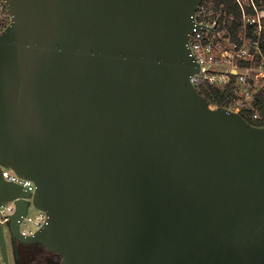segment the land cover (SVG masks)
Listing matches in <instances>:
<instances>
[{"label": "water", "instance_id": "water-1", "mask_svg": "<svg viewBox=\"0 0 264 264\" xmlns=\"http://www.w3.org/2000/svg\"><path fill=\"white\" fill-rule=\"evenodd\" d=\"M199 0H6L0 164L62 264H264V125L191 82ZM4 264L7 238L0 227Z\"/></svg>", "mask_w": 264, "mask_h": 264}, {"label": "built area", "instance_id": "built-area-1", "mask_svg": "<svg viewBox=\"0 0 264 264\" xmlns=\"http://www.w3.org/2000/svg\"><path fill=\"white\" fill-rule=\"evenodd\" d=\"M233 1L241 20L237 34L230 26L235 17L226 2L199 0L196 5L195 27L190 33L189 44L199 70L191 75V82L198 90L206 85L217 87L225 94L223 106L240 113L241 110L251 111L254 119L261 120L264 119L259 110L260 104L264 106V0ZM11 18L6 0H0V31L9 25ZM0 166L5 179L30 192L26 199L32 205L36 189L33 180L19 175L9 166ZM16 200L0 204V227L4 232V224L16 212ZM29 208L19 220L24 235L33 234L47 218L40 209L34 216L29 214ZM0 264H4L1 243Z\"/></svg>", "mask_w": 264, "mask_h": 264}, {"label": "trees", "instance_id": "trees-1", "mask_svg": "<svg viewBox=\"0 0 264 264\" xmlns=\"http://www.w3.org/2000/svg\"><path fill=\"white\" fill-rule=\"evenodd\" d=\"M226 2L228 8H230V10L232 11L235 19L231 20V28L233 30L234 33H238V27L239 24L241 22L240 20V13H238L234 1L233 0H221ZM202 95L209 101V103L211 104H215L216 106H221V105H225V94L223 92H221L217 87L214 86H210V85H206L201 87V89L199 90ZM259 110H261V112L264 115V106L263 105H259ZM241 114L250 122L257 124V125H262L264 124V119L261 120H256L253 118L252 116V112L251 111H246V110H241ZM48 254L44 260V262H42V264H62V255L60 253L57 252H53L51 250L48 249ZM27 264H33L32 260L30 259Z\"/></svg>", "mask_w": 264, "mask_h": 264}, {"label": "rangeland", "instance_id": "rangeland-1", "mask_svg": "<svg viewBox=\"0 0 264 264\" xmlns=\"http://www.w3.org/2000/svg\"><path fill=\"white\" fill-rule=\"evenodd\" d=\"M213 106H216L215 104H212ZM39 210L32 204L30 205L29 208V214L31 215H35L36 213H38ZM5 227V235L7 238V245L9 248V253L10 256L12 258V254H11V244L13 243V241H15L16 243H18V249L20 248V257H15V261L12 258V263L11 264H27V262L31 259L33 264H42V262H44L47 254H48V248L42 244V243H24L21 241H16L14 239H12L13 234L11 231V225L10 223H6L4 224ZM33 227L36 228V225L33 224ZM11 239H12V243H11ZM17 251V250H16ZM16 253V252H15ZM18 258V260H17Z\"/></svg>", "mask_w": 264, "mask_h": 264}, {"label": "flooded vegetation", "instance_id": "flooded-vegetation-1", "mask_svg": "<svg viewBox=\"0 0 264 264\" xmlns=\"http://www.w3.org/2000/svg\"><path fill=\"white\" fill-rule=\"evenodd\" d=\"M12 239H14V238L12 237ZM12 239H11V243H12ZM11 248H12V250H11L12 258L15 261V257H20V252H19L20 251V248L18 249V243H16L15 241H13V243L11 244ZM8 256H9V264H11L12 263V258H11L10 253H9V248H8ZM17 260H18V258H17Z\"/></svg>", "mask_w": 264, "mask_h": 264}]
</instances>
